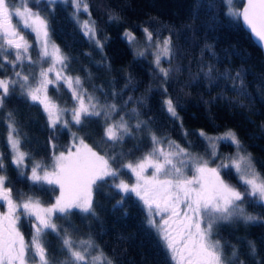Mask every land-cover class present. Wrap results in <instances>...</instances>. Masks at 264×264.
Wrapping results in <instances>:
<instances>
[{
  "label": "snow or ice",
  "instance_id": "obj_1",
  "mask_svg": "<svg viewBox=\"0 0 264 264\" xmlns=\"http://www.w3.org/2000/svg\"><path fill=\"white\" fill-rule=\"evenodd\" d=\"M41 2L0 0V71H7L8 65L11 70V75H0V120L6 125L7 133V152L0 150V208L5 209L0 211V264H114L96 243L92 230L89 228L82 235L72 221L73 216L81 217L82 222L99 219L95 196L106 187L110 192L123 194L118 205H122L128 194L138 198L145 211L146 224L156 233L172 264H243L236 245L224 240L220 232L225 226L248 225L261 219L249 212L246 204L248 198L264 204V174L257 170L251 153L236 132L226 129L219 135L209 136L200 130L199 136L212 149L210 154L206 152L210 156L206 159L159 132L152 116L141 118L145 115L142 109L147 99L144 95L126 96L125 89L137 90L131 75L123 88L112 84L107 91L95 85L89 89L85 84L90 81L91 72L84 78L71 75L72 57L53 39L49 16L60 0H46L45 6ZM63 3L72 9V22L101 54L99 63L107 66V57L103 56L106 39L98 38L87 0H63ZM195 6L204 7L200 0H196ZM207 7L209 11L215 9V0H209ZM220 7L223 15L242 20L250 33L264 44V0H244L239 7L234 0H220ZM81 12L88 18L81 21ZM198 17V12H194L190 20ZM108 19L117 17L109 15ZM167 30L169 35L164 37L144 27L145 44L134 55L152 57L153 73L160 80L164 94L159 110L175 122L181 120L177 111L180 103L167 94L168 88L163 85L181 69L173 66L179 49L173 42L172 29ZM28 34L34 39L29 40ZM124 38L130 46L135 45L136 36L131 31L126 30ZM205 49L212 50L207 44ZM163 61L168 62V67L163 66ZM199 71L209 92L213 85L220 87L217 81L223 78L231 83L235 96L249 98L251 95L243 70L235 75L230 72L214 75V65L201 61ZM51 90L57 93L66 90L70 94L69 102L57 103L50 95ZM17 93L24 102L38 105L46 117V127L50 130L46 158L37 159L32 152L23 150L25 137L17 113L4 111L9 98L16 97ZM261 93L264 94V86ZM226 99L222 90L220 96L205 103ZM130 102L138 107L129 110ZM100 122L101 143L110 152L97 151L84 136L78 135L86 125ZM180 127L183 129L182 122ZM261 129L264 130V124ZM64 130L71 133V142L60 149L56 139ZM188 135L185 131V138ZM141 137L148 139L150 146L141 147L138 142L128 152L115 151L128 141H140ZM221 141L235 146L234 155H218ZM138 152L141 155L136 156ZM9 164L15 166L19 177L30 182L28 192L14 190L7 175ZM225 169L229 171L224 172ZM233 169L242 188L225 178ZM126 172L131 173L134 182L124 178ZM44 190H58L53 202L45 203L36 194ZM24 223L30 227L27 239L21 230ZM49 235L58 242L54 252H50V242L45 239ZM247 243L250 254L255 256V242ZM228 248H231L230 258Z\"/></svg>",
  "mask_w": 264,
  "mask_h": 264
},
{
  "label": "trees",
  "instance_id": "obj_2",
  "mask_svg": "<svg viewBox=\"0 0 264 264\" xmlns=\"http://www.w3.org/2000/svg\"><path fill=\"white\" fill-rule=\"evenodd\" d=\"M241 2L242 0H234L237 7ZM87 3L92 18L96 21L98 38L106 39L103 56L107 57V66L99 63L101 54L72 22V9L69 5L60 1L49 16L54 29L53 39L72 57L69 68L71 75L84 78L91 72V79L86 81L85 86L90 89L91 85H95L105 91L109 90L112 84L118 89L123 88L131 75L136 80L137 90L125 89L126 96L146 97L147 105L142 109L145 115L141 118L148 119L152 116L156 119L155 128L159 129V132L171 137L191 152L207 158L209 147L199 136V131L203 130L210 135L232 129L251 153L257 170L264 174V130L261 129L264 124V94L261 93V87L264 86V60L259 47L240 22L222 14L220 0H215L216 8L211 11L207 7L209 0H200L204 5L200 8H196V0H87ZM45 5L46 0H42L41 6ZM194 12H198L199 17L192 21L190 16ZM109 15H115L117 19L109 21ZM144 27L154 33L159 32L164 37L169 35L167 29H172L173 42L179 49L173 66L178 65L181 70L163 87L168 88L169 96L179 100L180 107L177 111L180 121L171 122L166 113L160 112L164 94L160 80L153 73L152 61L149 57H136L132 46L124 38V32L127 30L134 33L138 41ZM206 44L211 46L210 52L205 49ZM201 61L205 65H214V75L225 72L235 75L243 70L252 102L249 103V98L235 96L231 83L223 81V78L217 81L220 87L213 85L209 92L203 73L199 71ZM163 66L168 67V62L163 61ZM6 68L8 70L0 71V75H11L10 67ZM222 90L226 100L205 103L220 96ZM50 95L54 97V90L50 91ZM64 95L67 99L68 95ZM9 101L4 111L15 110L17 113V120L25 137L23 150L32 152L37 159L46 158L50 130L46 127V117L42 110H39L38 105L24 102L18 93L16 97L9 98ZM227 101H233L234 104H228ZM132 107L138 106L130 102L129 110ZM181 122L183 129L180 127ZM5 129L6 125L0 120V150L7 152ZM72 131H76V128ZM185 131L189 133L187 138L184 136ZM102 133L100 122L86 125L78 135L84 136L86 142L97 151L110 152L111 150L101 143ZM138 142L141 147L150 146V141L141 137L140 141H128L115 151L128 152L134 149ZM56 143L60 149L66 147L70 143V132L64 130L58 133ZM218 149L228 153L232 151V145L220 142ZM139 155L141 153H136V156ZM7 175L14 190L29 191L30 182L17 175L15 166L8 165ZM124 178L129 181L127 172ZM225 178L230 183L243 187L239 185L232 170ZM56 193L44 190L36 194L48 203L53 201ZM122 196V193L117 194L110 192L107 187L104 188L95 196L99 219L82 222L81 217L73 216V223L82 235L90 228L96 243L114 260V264H172L156 233L146 224L141 202L134 195L128 194L124 196L122 205H118ZM248 199L246 208L261 219L248 225L241 223L225 226L220 235L230 244L236 245L240 253L245 251V264H264V205L253 198ZM29 229L28 224L24 223L21 230L28 236ZM45 239L50 242V252L56 251L58 242L54 236L49 235ZM249 240L255 242V256L250 254L247 243Z\"/></svg>",
  "mask_w": 264,
  "mask_h": 264
},
{
  "label": "rangeland",
  "instance_id": "obj_3",
  "mask_svg": "<svg viewBox=\"0 0 264 264\" xmlns=\"http://www.w3.org/2000/svg\"><path fill=\"white\" fill-rule=\"evenodd\" d=\"M60 1H63V0H60ZM88 17H87V14L86 13H83V12H81V14H80V19H81V21H83V20H85V19H87ZM28 39L29 40H32V39H34V37L31 35V34H28ZM144 44H145V39H144V33H143V31H141V34H140V39L138 40V41H136L135 42V45L134 46H132V48H133V51H134V53H136V52H138V51H140V50H142L143 49V46H144ZM35 47V46H34ZM149 58H150V60L152 61V57L151 56H148ZM11 58V57H10ZM32 58L35 60L36 59V52L35 51H33L32 52ZM8 67H10V65H8ZM28 69H27V67L25 68V71H27ZM55 92V91H54ZM66 93L67 95H68V98L67 99H65V95H64V93ZM69 93H67L66 92V90H63V91H61L60 93H57V92H55V95H54V99L57 101V103H59V104H61V105H66L68 102H69ZM221 134V133H220ZM102 135H103V133H102ZM216 135H219V134H210L209 136H216ZM206 141V140H205ZM70 142H71V133H70ZM221 142H226V143H229V144H231L229 141H221ZM206 143H207V145H208V147H209V154L211 153V151H212V149H211V147L209 146V144H208V142L206 141ZM220 143V142H219ZM232 145V144H231ZM217 152H218V155L219 156H221V157H223V156H231V155H234V152H235V146L234 145H232V151H230V152H228V153H226V152H224V151H220L219 149H218V147H217ZM208 158H210V156H208L206 159H208ZM218 162V161H217ZM233 172H234V174L236 175V173H235V170L233 169L232 170ZM128 175H129V182L131 183V182H134V177H132L131 176V173H128ZM238 181V180H237ZM238 183H239V181H238ZM57 193H56V195L58 194V190L56 191ZM132 195H134V194H132ZM135 196V195H134ZM54 199H55V197L53 198V201H54ZM138 199V198H137ZM52 201V202H53ZM142 204V203H141ZM264 205V204H263ZM29 233H30V229H29ZM26 237V239L27 238H30V236L28 235V236H25Z\"/></svg>",
  "mask_w": 264,
  "mask_h": 264
},
{
  "label": "water",
  "instance_id": "obj_4",
  "mask_svg": "<svg viewBox=\"0 0 264 264\" xmlns=\"http://www.w3.org/2000/svg\"><path fill=\"white\" fill-rule=\"evenodd\" d=\"M244 2V0H242L241 4ZM240 24L242 25V27L249 33L251 39L254 41V43L259 47L263 60H264V44H262L260 41H258L251 33L250 30L247 29V27L244 25L242 20H239Z\"/></svg>",
  "mask_w": 264,
  "mask_h": 264
},
{
  "label": "flooded vegetation",
  "instance_id": "obj_5",
  "mask_svg": "<svg viewBox=\"0 0 264 264\" xmlns=\"http://www.w3.org/2000/svg\"><path fill=\"white\" fill-rule=\"evenodd\" d=\"M3 210H5L4 208H0V211H3ZM227 251H228V253H229V258H230V253H231V249H227ZM238 252H239V259L241 260V261H243V264H245V262H244V260H243V258H244V252L243 253H240V251L238 250Z\"/></svg>",
  "mask_w": 264,
  "mask_h": 264
}]
</instances>
